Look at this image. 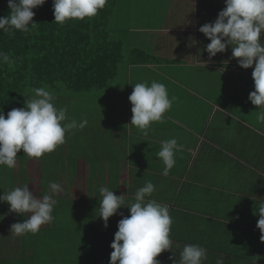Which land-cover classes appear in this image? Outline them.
I'll return each mask as SVG.
<instances>
[{"label": "crops", "instance_id": "1", "mask_svg": "<svg viewBox=\"0 0 264 264\" xmlns=\"http://www.w3.org/2000/svg\"><path fill=\"white\" fill-rule=\"evenodd\" d=\"M225 7V0H123L117 18L113 17V25L126 30L120 35L129 48H141L159 60L122 66L121 93L113 98L124 113L111 129L105 126L106 149L92 157L105 172V187L116 195L135 202L136 191L151 182L155 191L150 199L169 206L174 251L162 252L157 257L161 264H173L186 244L207 249L204 264H216L218 259L224 264H264V242L257 227L258 205L264 201V122L257 119L259 106L248 99L255 90V65L240 66L231 45L209 59L210 39L199 31ZM190 38L198 43L189 46ZM153 81L164 84L169 98L176 99L164 122L153 123L144 135L130 125L129 96L134 84ZM172 138L182 147L175 166L163 175L165 165L157 153L161 142ZM87 139L88 148L96 145L94 134ZM75 193L79 195H72V200H56V215L77 211L72 205L76 202L81 216L97 227L84 232L74 228L73 234L81 240L74 241L71 251L77 246L78 254L63 261L105 264L106 259L95 258L93 252H103L102 246L114 251L111 244L118 224L113 221L123 218L120 212L130 215V208L122 206L105 227L99 216L102 196L92 199L89 193ZM9 209L7 202L0 201V264H40L41 236L51 227L41 226L37 234H24L27 237L22 239L11 234L17 214ZM80 217L71 214V223ZM88 235L85 245L83 237Z\"/></svg>", "mask_w": 264, "mask_h": 264}, {"label": "clouds", "instance_id": "2", "mask_svg": "<svg viewBox=\"0 0 264 264\" xmlns=\"http://www.w3.org/2000/svg\"><path fill=\"white\" fill-rule=\"evenodd\" d=\"M46 0H8L10 14L0 17V30L14 34L16 30L31 33L38 23L33 20V9L42 6ZM108 0H54L53 10L55 22L64 24L68 20L92 18L104 9ZM226 7L218 14L214 22L206 23L199 28L210 39L206 50L209 59L217 53L225 52L228 45L232 46V57L239 58L238 63L247 69L255 65L252 73L255 90L248 99L253 105L259 106L257 119L264 122V0H225ZM191 39V38H190ZM198 43L191 39L189 46ZM7 63L12 67L10 57L0 52V65ZM33 97L25 100V107L14 108L7 115L0 110V166L9 169L16 167V157L21 149L30 158L39 159L46 153H52L58 146L66 142V133L74 129L82 130L88 121L69 120L65 108H57L55 96L46 87L34 88ZM169 98L164 84L153 81L134 84L129 96L132 103V119L130 125L147 135L153 123H163L175 100ZM74 134V133H73ZM177 139L172 138L161 142L157 153L165 167L163 175H168L175 166L176 153L181 150ZM51 192L59 194L61 185L50 182ZM155 186L147 182L139 188L134 197L135 202L125 200V195H116L107 187H101L99 216L103 218L105 227L109 218L118 213L122 206L130 208V215L123 216L118 222L111 247L110 264H161L157 257L164 251L173 249L170 238L173 219L167 204L150 199ZM0 201L10 205V212L25 216L27 219L11 225V234H37L44 224L54 220L52 215L57 201L51 195L38 198L30 191L29 184L4 192ZM259 220L257 227L261 231L260 240L264 242V201L257 209ZM207 249L197 244H186L179 252V259L173 264H204ZM216 264H224L218 259Z\"/></svg>", "mask_w": 264, "mask_h": 264}, {"label": "trees", "instance_id": "3", "mask_svg": "<svg viewBox=\"0 0 264 264\" xmlns=\"http://www.w3.org/2000/svg\"><path fill=\"white\" fill-rule=\"evenodd\" d=\"M122 1L108 0L105 8L90 19H72L59 24L55 22L54 0H46L44 5L33 9L36 13L33 20L38 26L31 33L16 30L11 34L0 30V52L12 61V67L7 63L0 65V110L8 105H19L22 94L31 88L47 84L58 91L66 87L74 92L90 93L111 86L114 78L122 76L123 65L159 60L141 48L126 50L127 42L120 35L126 30L113 25V17ZM9 14L8 0H0V17ZM126 52L129 54L127 62ZM88 163L82 167L86 169L85 180L74 183L73 191L102 196L100 188L107 185L105 172L95 159L91 158ZM79 166L76 168L73 164L72 176L78 177L82 170ZM20 216L22 219L23 215ZM63 219L56 221L53 228L63 227Z\"/></svg>", "mask_w": 264, "mask_h": 264}, {"label": "rangeland", "instance_id": "4", "mask_svg": "<svg viewBox=\"0 0 264 264\" xmlns=\"http://www.w3.org/2000/svg\"><path fill=\"white\" fill-rule=\"evenodd\" d=\"M119 9L120 8H117V10ZM117 16L118 12H116L114 19L117 18ZM125 47L128 51L129 47L127 43H125ZM128 55L129 54L126 52L125 62H127ZM122 81L124 82L123 77L117 76L112 80L111 86L102 90H91L90 93L74 92L66 87L58 91V89L50 85H43L42 87H46L54 94V104L56 107L62 106L61 108H65L66 105V115L69 117V120L75 119L79 123L86 119L88 121L87 127H85L86 129L84 128L85 130L74 129L72 132L66 133V142L63 145L58 146L52 153L44 154V156L39 159L30 158L24 154L23 149H21L16 157L17 162L15 168L9 169L6 166H0V195L16 187H23L25 184H29L30 191H33L37 196L51 195L55 200L61 197L72 200V195H79L74 193L72 186L76 182L79 183L82 179L85 180L86 169H82V167H85L87 164L89 165L90 162L88 163V161L91 158L101 154L106 149V144L102 145L107 138L106 132H103L105 131V126H107L106 129H111L110 126L119 123L123 116L124 110L116 107L120 102L113 98L114 94L118 93V91L121 93L122 87H120V82ZM114 84L117 85L116 91L113 88ZM33 89L34 88L28 89L22 94L19 105L12 104L4 107L2 111L5 116L14 108L25 107V100H27L28 97L32 98L34 95ZM118 113H121L119 117L117 116ZM100 128L102 129L101 131H99ZM88 132L91 133L90 135L94 134L95 136L96 145L91 148L87 147ZM111 157L114 156L111 155L110 158ZM72 163H75L76 168H78L79 165L81 166L82 170L78 173V177L72 176L71 174ZM50 182H56L61 185L59 194L51 192L49 187ZM82 204L86 205L84 202ZM64 205L70 206L71 203ZM72 205L74 207L77 206V211L75 209V212L69 211L68 213L56 216V203L52 213L54 220L49 224L42 225L43 228L51 227L52 230L48 228L49 230L44 232L41 236V242L44 244H41L38 248L41 254L40 264H67V261H63V259L68 255L69 257L72 255L73 258H75L78 254L77 246H75L74 250L71 251V249L74 247V241L78 239L81 240V238H79L80 235L78 237L76 234H73V229L77 228L80 232H84L87 228L89 230L90 228L93 229L97 227L94 225V222H91L92 220L90 221V218L81 216L82 213L78 208L80 207L79 203L77 204L74 202ZM71 214L74 217H76V214L78 217H81L75 219L71 224ZM28 215L30 214H26L21 219L20 214H17L15 218L17 222H22L28 218ZM62 218H64L63 227L60 226L57 229L53 228L56 225V221L59 222ZM87 219H89V221ZM12 222H15V219L12 218ZM99 222L101 221L99 220ZM113 222H119L118 217L115 218ZM26 237L27 235H21L22 239ZM87 237H91V235L83 237L85 238V245H87ZM45 240L46 243L44 242ZM65 246L70 250H63ZM103 247L104 246H102L100 250L103 252H93L94 256L95 258H104L106 259L105 264H110L109 256L111 252L103 250ZM88 251L89 249L85 248L84 252L87 253ZM31 264L37 263L31 262Z\"/></svg>", "mask_w": 264, "mask_h": 264}]
</instances>
